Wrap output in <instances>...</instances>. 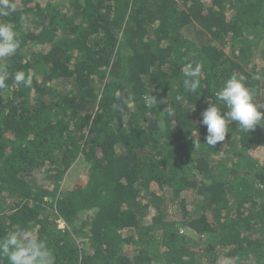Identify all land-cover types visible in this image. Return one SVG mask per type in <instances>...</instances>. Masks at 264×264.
Masks as SVG:
<instances>
[{
    "label": "trees",
    "instance_id": "1",
    "mask_svg": "<svg viewBox=\"0 0 264 264\" xmlns=\"http://www.w3.org/2000/svg\"><path fill=\"white\" fill-rule=\"evenodd\" d=\"M14 2L0 237L22 228L55 264H264V126L210 148L201 124L233 73L264 107V0Z\"/></svg>",
    "mask_w": 264,
    "mask_h": 264
},
{
    "label": "clouds",
    "instance_id": "2",
    "mask_svg": "<svg viewBox=\"0 0 264 264\" xmlns=\"http://www.w3.org/2000/svg\"><path fill=\"white\" fill-rule=\"evenodd\" d=\"M17 11L14 0H0V16L7 17ZM20 47V40L11 23L0 22V89L7 87L9 72L6 63L7 58L14 56ZM184 87L187 91L196 92L200 87L202 76V65L196 63L186 64L183 69ZM259 79V77H256ZM245 77L233 73L215 92V99L219 101L226 111L211 102L202 112L201 124L206 126L207 135L205 144L214 148L218 143L224 142L229 124L235 122L236 126L243 132L249 133L259 124L264 126V111L261 105L254 101L252 91L245 84ZM17 85L31 87L33 83L32 73L17 71L14 75ZM180 99V97H177ZM146 106L154 108L157 106V97L153 94L145 95ZM115 107V105H114ZM171 115V112H169ZM198 132V131H197ZM196 132V133H197ZM199 138L194 139V145L198 147ZM55 254L44 239L32 236L22 228H15L3 237H0V264H55ZM223 264H233L231 258H224Z\"/></svg>",
    "mask_w": 264,
    "mask_h": 264
},
{
    "label": "rangeland",
    "instance_id": "3",
    "mask_svg": "<svg viewBox=\"0 0 264 264\" xmlns=\"http://www.w3.org/2000/svg\"><path fill=\"white\" fill-rule=\"evenodd\" d=\"M263 152H264V145L261 147L260 151H259V158H260V161L263 159ZM153 213L155 212L154 209H152ZM174 215V212L173 211H169L168 213V216H173ZM59 226L63 227V224L62 223H59Z\"/></svg>",
    "mask_w": 264,
    "mask_h": 264
}]
</instances>
